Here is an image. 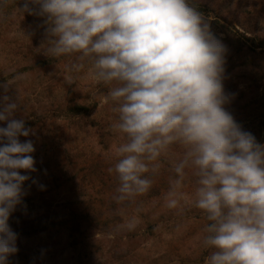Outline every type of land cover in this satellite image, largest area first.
<instances>
[{
    "label": "clouds",
    "instance_id": "clouds-1",
    "mask_svg": "<svg viewBox=\"0 0 264 264\" xmlns=\"http://www.w3.org/2000/svg\"><path fill=\"white\" fill-rule=\"evenodd\" d=\"M19 9L42 18L46 52L75 57L72 68L108 87L119 185L116 202L149 191L160 158L172 164L167 207L191 198L209 222L202 238L205 264H264V144L226 109L227 46L188 0H23ZM72 83V78H67ZM0 264L18 252L10 218L23 205L37 172L34 129L16 115L18 103L0 84ZM135 220L128 223L135 227Z\"/></svg>",
    "mask_w": 264,
    "mask_h": 264
},
{
    "label": "rangeland",
    "instance_id": "rangeland-1",
    "mask_svg": "<svg viewBox=\"0 0 264 264\" xmlns=\"http://www.w3.org/2000/svg\"><path fill=\"white\" fill-rule=\"evenodd\" d=\"M193 1L215 9L234 35L226 37L215 18L204 16L228 49L224 87L232 98L226 109L264 144V43L258 41L264 40V0ZM22 3L0 0V84H8L16 115L35 131L21 140H33L37 172L30 175L45 187L26 182L23 205L13 214H45L51 221L34 237L18 235V252L9 264H205L210 249L202 238L209 222L191 202V174L182 188L188 199L167 207L172 164L181 149L174 147L160 158L159 171L147 174L153 179L147 193L116 202L119 181L109 169L123 140L111 127L118 114L106 102L108 87L89 76L87 65L74 70L75 57L50 56L41 44L42 18L22 12ZM236 31L247 32L258 49L251 53L240 46L236 39L245 41ZM75 107L81 108L77 114L71 112ZM72 212L79 214L76 222Z\"/></svg>",
    "mask_w": 264,
    "mask_h": 264
},
{
    "label": "trees",
    "instance_id": "trees-1",
    "mask_svg": "<svg viewBox=\"0 0 264 264\" xmlns=\"http://www.w3.org/2000/svg\"><path fill=\"white\" fill-rule=\"evenodd\" d=\"M188 3L194 8H196L199 12H201L203 16L215 18L214 24L216 28L220 31V33L230 38L234 36L232 31L228 27L227 22L223 18H221L220 14H218L215 9L208 7L207 4H201L193 0H188ZM236 32L245 41V44H243L240 39H236V42H238L240 46L241 45L245 46L246 49L251 53H254L258 49L257 44L254 43V40L250 37H247V35H245L247 32L243 34L239 33L238 31ZM258 41L260 43H264V40H258ZM80 110L81 108L75 107L71 109V112L77 114L78 111ZM29 124L30 122L26 121L27 127L29 126ZM70 215L71 216L69 217L72 220V222H76V217H78L79 214L72 212ZM50 221L51 220L49 219V217L46 216L45 214L42 215L38 214L35 216H19L13 214L9 222L18 235L24 238L25 237L29 238V237H34L40 233H43V231H45L46 229L48 230V228L50 227Z\"/></svg>",
    "mask_w": 264,
    "mask_h": 264
}]
</instances>
